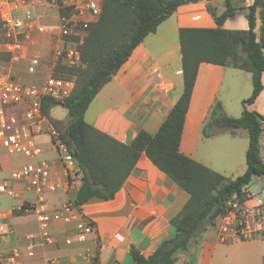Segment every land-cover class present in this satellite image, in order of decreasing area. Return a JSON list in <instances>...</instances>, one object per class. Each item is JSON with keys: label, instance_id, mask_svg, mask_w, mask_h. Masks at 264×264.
Instances as JSON below:
<instances>
[{"label": "crops", "instance_id": "obj_1", "mask_svg": "<svg viewBox=\"0 0 264 264\" xmlns=\"http://www.w3.org/2000/svg\"><path fill=\"white\" fill-rule=\"evenodd\" d=\"M231 1L238 9L224 21L223 27L248 29L247 10L243 8L254 0ZM13 2L0 0V12H12ZM209 4L217 14L226 9L225 0H200L179 6L156 32L149 34L135 48L102 87L86 110L85 119L125 143H131L141 130L155 134L184 89L180 28L217 27ZM31 6L36 21L26 40L28 51L23 50L22 58L26 59L32 51L42 58L43 66L48 48L60 43V37L56 25H50L45 14L53 6L46 7L41 0H32ZM50 58L53 63L56 61L54 54ZM242 71L246 70L208 62L200 64L181 136L180 148L185 155L227 178L241 175L247 165L248 132L239 129L233 134L216 129L207 137L203 134V126L217 101L221 102L226 114L241 116L242 101L253 92L252 74L248 76ZM262 81L264 84V73ZM26 107L25 103L17 104L9 107L8 113L17 115L20 123H24ZM248 108L264 115V88ZM33 140L41 149L34 158L9 153L0 144V182H7L16 191V196L0 195V213L11 227V233H0V264H13L10 256L14 250H19L20 254L16 264H48L52 259L58 260V264H82L89 252L97 254L101 264H134L130 253L132 247L149 256L163 240L174 235L171 221L187 204L190 194L143 153L113 199L93 197L79 210L82 217L96 226L87 240L67 243V239L74 236L76 220L52 221L49 227L52 242L43 240L36 213L24 208L38 200V194L27 188L25 180H13L12 171L30 162L47 160L51 163L49 181L57 188L44 192L51 212L60 210L71 192L80 187L82 173L78 166L75 171L67 168L47 130L36 133ZM260 153L264 159V131L260 138ZM263 183L264 175H257L248 187L251 191H259ZM219 221L218 218L215 225L203 226L190 239L188 249L178 254L177 264H264V239L222 242L218 235ZM31 236L39 239L33 256L27 254Z\"/></svg>", "mask_w": 264, "mask_h": 264}, {"label": "trees", "instance_id": "obj_2", "mask_svg": "<svg viewBox=\"0 0 264 264\" xmlns=\"http://www.w3.org/2000/svg\"><path fill=\"white\" fill-rule=\"evenodd\" d=\"M200 0H102V13L84 28L86 35L79 48L82 65L66 67L57 64L56 71L73 77L76 85L62 102L45 96L42 111L58 132L82 173L78 189L69 201L77 209L93 197L113 199L145 153L147 157L190 194L189 201L172 219L174 235L165 239L149 256L131 248L134 264H177L178 254L188 249L191 238L205 225H215L227 212L226 202L242 196L255 176L264 175V159L260 153V138L264 131V115L250 110L264 88V0H254L244 7L249 21L246 30L223 27L224 21L237 11L231 0L217 14L211 4L217 27H182L180 44L183 63V92L158 131L141 130L131 143H125L89 123L84 115L94 97L130 58L135 48L179 6ZM212 1V0H209ZM70 8L60 7L61 17ZM0 18V30L3 27ZM71 38V37H68ZM73 39H78L72 37ZM12 54L8 52V58ZM203 62L234 67L251 72L252 94L242 101L241 116L224 112L220 101L212 106L203 126V134L211 136L216 129L233 134L245 129L249 135L246 171L227 178L203 163L185 155L180 148L181 136L195 86L199 66ZM63 103L69 115L68 124L51 116L53 107ZM55 139V138H54Z\"/></svg>", "mask_w": 264, "mask_h": 264}, {"label": "built area", "instance_id": "obj_3", "mask_svg": "<svg viewBox=\"0 0 264 264\" xmlns=\"http://www.w3.org/2000/svg\"><path fill=\"white\" fill-rule=\"evenodd\" d=\"M48 5L59 8L68 7L70 13L59 17L55 29L60 37V45L54 52L56 64L66 67H79L82 65L80 44L86 35L84 28L89 22L95 21L102 13V0H45ZM32 0H14L12 12H0L3 27L11 41L7 43V50L14 60L23 57L29 31L35 26L36 14ZM71 37V38H68ZM76 37L78 39H73ZM26 56L25 58H27ZM42 65L39 55L29 57L27 70L37 73ZM76 85L73 77H67L52 69L43 82L27 84L13 78L10 74L0 71V144L9 153L22 154L34 158L41 153V149L33 140L36 133L47 130L54 139L61 154V160L67 168L75 171L77 167L74 157L69 153L67 146L58 138V132L42 111V100L45 96L52 97L58 102L64 101ZM27 105L24 112L26 122L20 123L15 114H9L8 108L17 104ZM51 163L47 160L30 162L12 171L13 180H25L27 188L38 194V200L24 206L26 210L36 213L42 229V239L52 242L49 227L54 220L71 222L76 220L74 236L67 239L83 242L96 230L95 224L81 216L79 209L68 200L60 210L49 211L44 198V192L54 191L57 185L49 181ZM7 193L16 196V191L7 182H0V195ZM253 200L252 203H248ZM227 212L219 217L218 235L222 242L236 240L264 239V183L259 191H251L248 186L242 188V196H234L226 202ZM0 233H11V227L3 221L0 213ZM39 239L30 237L27 245V254L34 255V248ZM19 250H14L10 256L16 264ZM52 259L48 264H58ZM82 264H101L97 254L88 253L84 256Z\"/></svg>", "mask_w": 264, "mask_h": 264}, {"label": "rangeland", "instance_id": "obj_4", "mask_svg": "<svg viewBox=\"0 0 264 264\" xmlns=\"http://www.w3.org/2000/svg\"><path fill=\"white\" fill-rule=\"evenodd\" d=\"M41 2L43 3V5L47 7L48 4L45 0H41ZM45 14L47 18L50 19V23H49L50 25L51 24L57 25L59 23V10L57 8L54 7L53 9L52 7L50 9H47ZM9 41H11V39L10 37H8L7 31L5 30V28H2L0 30V71L1 72L10 74L13 78L27 84H39L44 81V79L46 78L48 73L52 71V69L55 70L57 68L56 61H54L53 63V61H51V58L49 60V57L53 56L54 52L60 45L59 42L56 43L55 41L56 44H53L48 48L47 51L48 53L46 54L48 57L45 58L44 65L39 68V71L37 73H30L27 70V64L29 57L33 56L34 52L29 50L32 54L28 53L27 54L28 57L26 59L21 58L19 60H14L12 56L8 58L7 43ZM26 46L27 45H25V50L28 51V48ZM242 72H244V74H248V76H251V73L249 72L246 71H242ZM50 114L55 119L58 120L62 119L63 127H65L69 122L68 111L63 106L57 105L53 107L50 111ZM246 166L247 165H245V168L240 172L241 174H243L244 171H246L245 170Z\"/></svg>", "mask_w": 264, "mask_h": 264}, {"label": "water", "instance_id": "obj_5", "mask_svg": "<svg viewBox=\"0 0 264 264\" xmlns=\"http://www.w3.org/2000/svg\"><path fill=\"white\" fill-rule=\"evenodd\" d=\"M60 106H63V103H61Z\"/></svg>", "mask_w": 264, "mask_h": 264}]
</instances>
